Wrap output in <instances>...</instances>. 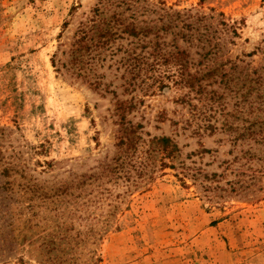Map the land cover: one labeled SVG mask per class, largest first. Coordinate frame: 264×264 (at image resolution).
<instances>
[{
    "label": "rangeland",
    "instance_id": "rangeland-1",
    "mask_svg": "<svg viewBox=\"0 0 264 264\" xmlns=\"http://www.w3.org/2000/svg\"><path fill=\"white\" fill-rule=\"evenodd\" d=\"M151 1L205 15L222 60L260 62L264 0ZM95 2L0 0V264H264V161L251 157V139L221 128L237 94L218 77L202 84L221 99H196L165 78L146 90L149 74L105 47L83 48L72 66L74 31ZM122 121L135 131L122 134ZM15 153L20 164L2 175ZM71 197L87 205L73 214L55 205ZM88 212L95 216L79 219ZM88 227L104 230L71 249Z\"/></svg>",
    "mask_w": 264,
    "mask_h": 264
},
{
    "label": "trees",
    "instance_id": "trees-1",
    "mask_svg": "<svg viewBox=\"0 0 264 264\" xmlns=\"http://www.w3.org/2000/svg\"><path fill=\"white\" fill-rule=\"evenodd\" d=\"M189 9H175L156 3L151 0H96L91 9V17L82 22L83 27L74 31V39L68 48L69 62L74 65L80 58L81 50L91 51L92 48L105 47L111 49V55L117 51L125 52V60L128 66L134 68L137 62L143 74L151 78L150 83L144 84L149 90L153 83L155 87L167 86L164 78L172 80L174 84H183L197 95L196 99L216 97L221 99L223 93L218 94L215 90L205 91L204 79H217V84H222L226 94H237L238 100L232 113L225 112L221 121V128L227 131L236 130L235 140L251 139L255 148L251 151V157L258 161H264V51L260 62L253 68L248 69L245 65L238 66L228 59L222 60L223 55L219 43L213 39L216 37V28L207 23L205 15H195ZM225 24V21H222ZM79 32V34H77ZM236 34V30L233 31ZM128 40V47L111 48V43L116 39ZM181 42V43H180ZM139 47L138 52L135 48ZM104 48V49H105ZM98 54V59H103ZM229 62L228 69L225 64ZM189 64V66H187ZM175 69L174 73L170 70ZM157 72V73H156ZM152 92V91H150ZM210 93L209 95H207ZM120 107L126 108L122 103ZM130 106H128L129 108ZM201 112V109H196ZM228 116H232L231 119ZM236 121L234 123L233 121ZM136 127V126H135ZM134 126L129 122H120V132L123 134L133 133ZM120 138L118 144L124 143ZM149 143L157 144L163 150L176 151L178 146L168 136H152ZM10 157L13 165L4 166L2 175L9 176L10 170L19 163L20 156L15 153ZM8 161V163H10ZM9 184V181H7ZM72 180L71 184H77ZM78 185V184H77ZM24 192H36L32 184L23 185ZM31 194V196H32ZM43 195L38 193L37 198ZM76 198L79 195H75ZM75 197L61 198L55 205L61 204L65 211L78 212L86 202L78 203ZM30 199V198H29ZM52 202V201H51ZM55 203V202H53ZM94 213L88 212L78 215L79 219L94 217ZM104 228L88 227L77 230L75 245L70 247V240L66 244L71 249L85 247L86 242L98 239ZM64 236H67L63 234ZM71 239V238H70ZM72 241V240H71ZM49 243L55 244L49 240ZM67 251L64 249V252ZM49 263L57 262L64 264L65 260L58 257L44 259Z\"/></svg>",
    "mask_w": 264,
    "mask_h": 264
}]
</instances>
